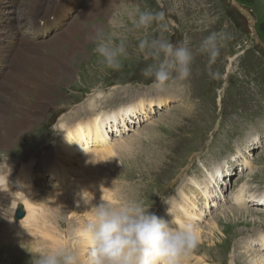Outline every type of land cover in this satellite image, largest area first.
Listing matches in <instances>:
<instances>
[{
  "label": "rangeland",
  "instance_id": "374dc122",
  "mask_svg": "<svg viewBox=\"0 0 264 264\" xmlns=\"http://www.w3.org/2000/svg\"><path fill=\"white\" fill-rule=\"evenodd\" d=\"M88 1L90 0L53 1V4L57 3L55 9L46 15L41 14L39 18L37 15L30 24L38 33L40 27L35 28L33 23L47 18L43 21L42 30H46L48 34V38L45 39L52 41L59 29L69 32L73 24L68 26V21L78 17ZM27 3H30V0H0V26L6 22L5 9L7 22L16 24L9 26L18 34L17 37H14V34L13 40L19 39L16 47H9L0 42V56L3 49L13 58L12 60L18 58L16 52L23 48L22 42L29 36L26 32L32 29L28 20L19 16L22 5ZM107 3L105 17L103 13H98V16L84 22L78 35L71 38V41L81 40V34L89 28L87 25L95 29L75 52L76 59L71 60V73L59 78L53 85L54 89L47 88L43 82L38 81L32 85L29 94L25 96L23 94L28 104L21 105L17 109L18 112L10 113L11 116L25 117L26 111L30 110L29 104L35 101L41 88L50 95L52 106L42 116L43 118L41 117V121L21 131L12 146L0 150V162L5 163L4 165L7 163L8 168L20 164V161L28 163L29 157L26 155L34 151L37 153L35 165L46 169L51 165L50 160L54 157L55 148L61 151L62 156H66L67 143L72 145V140L80 136L83 138L81 140H84L81 144L86 148L82 145L76 147L79 150L77 149V153L74 154L75 162L70 165L75 169L79 165L78 158L84 153H91L94 151L93 148L100 147L88 125L94 123L93 114L107 111L102 112L100 119V128L107 137V140L106 137L104 139L106 143L102 146L104 148L110 146L114 139L124 145L130 143L127 148H123L126 145L118 148L112 164L109 159H104V163L96 162L94 169L87 168L86 178L80 177L78 180L77 171L61 175L66 177V180L70 175L72 183L67 184L66 188L62 186L65 180L61 185L58 184L52 179L54 178L50 175L52 173L49 174L45 170L35 173L38 180L35 177L33 184L44 189L40 195L51 188L72 207L66 208L64 203H56L54 200L43 203V206L49 205L44 216L54 220L56 214L60 223L65 224L62 227L65 239L68 241L71 237L72 244L78 241L77 234L72 232H68L70 234L68 236L64 234L70 221L78 222L73 218L76 217L75 211L79 217L82 215L86 217L87 207L98 203L100 198L119 203L123 198L131 197L142 200L146 206L151 207L150 211L166 220L172 219L168 211L170 210L178 215L181 222L191 224L193 227L200 225L201 243L183 257L186 264H257L258 258L253 256L261 254L264 257V246L260 244L264 241V201L241 202V206L247 207L240 210L246 208L249 210L243 213L245 214L243 216L241 214L234 216L231 210L235 207L237 191L243 185L247 188V190L244 188L246 195L252 192L264 193V0H115L111 7ZM146 10L165 12L164 22L168 24V30L161 32L155 23L146 30L136 29L132 20L140 11ZM50 23L54 24L53 28L48 27ZM98 28H103L117 40L126 39L128 56L122 60V67L119 70L105 67L95 52L93 37ZM1 31L0 28V38ZM211 32L225 33L228 39L215 63L210 67L207 56L197 54L192 64L191 75L182 81L171 80L163 89H158L152 79L142 75V69L153 63V60L146 52H140L138 43L141 39L163 36L173 43L187 40L189 46L195 50L201 40ZM61 42L65 49L73 43ZM41 52L51 59L55 56L51 50L44 49ZM3 61L0 59V64ZM4 67L7 66H0V93L13 73L11 68L7 76L3 77ZM49 70V67L43 70L45 80L48 78ZM210 72L218 75H210ZM164 91H169L168 95H163ZM161 97L163 98L157 101L150 100L149 106L158 102L160 108H156L155 114L150 113L149 118L144 110V113L132 119L128 127L125 120L123 126L116 128L114 135L113 124L105 125L107 117L113 118L126 109L137 107L139 102L148 104L149 102L145 103L148 98ZM165 104L169 105L161 109ZM120 105L121 107L117 108ZM87 112L92 116L77 120L74 125L78 114L85 116ZM69 114L71 116H68ZM70 120L73 126L67 128ZM117 120L119 121L118 118ZM63 122L66 124L65 127H62ZM161 142L164 145H161ZM166 144H170L171 147H166ZM239 147L244 149L239 150ZM246 150H249L251 156H247ZM155 152L159 155H156L152 163L141 160L149 159ZM237 152L242 157L237 156ZM243 158L249 160L251 163L249 167L246 168L248 163L243 164ZM221 163L222 168L221 165H217ZM208 172L210 177L204 180L203 187H199V193L190 199L196 190L192 180H200ZM213 178L217 180L219 187L225 183L228 187L217 193V197L218 194L221 197L218 202L224 206L212 209L210 204H207L210 192L206 188H212L210 180ZM88 179H93L89 185ZM80 182H85L88 187ZM4 186L0 185L3 193L6 189L10 191V186ZM103 186L104 188L109 186V197H98L99 192H102V195L105 193L101 188ZM182 193L185 195H181ZM186 200L191 203V207L186 208L187 211L183 209L187 207ZM3 205L6 208L11 206L13 212L10 218L13 221H16V215L20 210L23 211L24 217L26 216V211L24 212V207L20 203L12 206V200H9L3 201ZM33 205L41 223L44 219L42 208L35 203ZM225 217L228 218L227 221ZM213 222L216 223L215 229ZM3 224L0 226V264H34L36 257L33 254L38 250L32 249L34 246L25 238L20 244L18 238L13 237V232H10L9 236L6 220ZM5 232L7 237L3 236ZM50 246L53 245L50 243ZM57 248H61V245Z\"/></svg>",
  "mask_w": 264,
  "mask_h": 264
},
{
  "label": "bare ground",
  "instance_id": "6f19581e",
  "mask_svg": "<svg viewBox=\"0 0 264 264\" xmlns=\"http://www.w3.org/2000/svg\"><path fill=\"white\" fill-rule=\"evenodd\" d=\"M53 1H57V0H30V3L22 5V7L20 9L19 16L23 17V19L26 18L28 20V23L30 24V22L32 23V21L35 19V17L37 15L39 18L41 16V14L46 15V13H48L49 11L54 10L57 3L53 4ZM106 1H109V3H107ZM105 3H107V5L109 7H111V6H113V3H115V0H90V1H88L87 5L84 7V9L80 13V15H78V17H76L75 19L73 18L74 20L73 21L71 20L72 22L70 20L68 21L69 22L68 26L73 24L70 27L69 32H65V31H62L59 29V31L56 32L55 37H53L51 39L52 41L45 39L48 34H47L46 30H42L44 27L43 21L47 20V18L42 19L40 21L37 20L33 23L35 28L40 27V30L38 33H36L33 30L32 25L30 24L32 29L30 30V32H26L29 36H28V38L24 39V41L22 42L23 48L16 52L17 57H18L16 60H12L13 58H11L7 54V51L2 49V54L0 56V59H2L4 61L0 64V66H3V65L7 66L6 68L4 67L5 71L3 72L4 75H2V76L3 77L7 76V72L9 70H11V68L13 70V73L9 77V82L8 83L6 82L5 85L1 88V93H0V150H2L4 148L6 149V148L12 146L15 143V141H17L18 135L20 134V132L23 130L29 129L35 123H37L38 121H41L40 120L41 117L43 115H45V113L52 106L49 93L44 88H41L40 92H38V94L35 97V101L32 102L31 104H29L30 110L26 111L25 117H17V116H11L10 115L11 112H18L17 109L20 108L21 105L28 104L25 101L24 96L29 94V92H31V89L33 88L32 85H35V84H37L38 81H40V82L44 83L45 87L54 89L53 85L56 83V81L59 80V78L64 77L65 75H68L71 73V68H72L71 67V65H72L71 60H72V58H74V60L76 59L75 58V56H76L75 52L78 51L79 48H81V45L92 35V32L95 29L92 26L87 25V26H89V28L85 29L83 31V33L81 34L82 35L81 40H72L71 41V38L73 36H75L76 34L78 35L79 30H80V28L84 22H86L87 20H89L91 18L98 16V13H103L102 15L105 17V15H106L105 11L107 10V6L105 5ZM4 16H5L6 22L1 23L2 26H0V28L2 30L0 42L4 43V45H8L9 47H16V44L18 43L19 39H18V41H14L13 36L15 34L14 37H17L18 34H16L15 29H12L9 27L12 24H14V25H16V24L14 22L13 23L7 22V11L5 9H4ZM3 24H7V26H5ZM52 26L54 27L53 23L48 24V27H52ZM18 28H19V26H18ZM20 28H21V25H20ZM61 41L63 43L64 42H69L70 44L72 42L73 43L71 44V46L69 45L70 47L68 49H65L60 44ZM44 49L47 51H49V50L53 51L55 53V56L52 59L45 57L43 55V53L41 52ZM26 52H27L28 56H26ZM29 53H33V54H29ZM76 54H78V53H76ZM45 67H49V69H50L48 72L49 74L47 76L48 77L47 80L44 79L46 77V75L43 71V70H45ZM168 92L164 91L163 95H168L167 94ZM23 94H24V96H23ZM162 98L163 97L157 98V99H150V98L147 99L146 98L147 100H145V103L149 102L148 104H143V103L139 102L137 107L135 106L133 108L126 109V110L122 111L119 115L114 116L113 118L107 117L105 125L110 124V126H111L113 124L112 127H113V135H114V134H116V128L123 126V123L125 122V120L127 123L126 126L128 127V125L132 121V119H135L141 113H144L143 112L144 110L146 111L145 113H147L148 118L150 116V113L155 114L157 111L156 108L157 107L160 108L159 104H157L158 103L157 102V103H153V106H149L150 100L157 101V100L162 99ZM164 98L167 99V97H164ZM170 102H171V99H169V104H170ZM169 104L163 105L161 107V109L164 108V106H167ZM9 106H13V107L10 108ZM120 107H121V105L118 106L117 108H120ZM154 109H155V111H154ZM102 112L106 113L107 111H102ZM102 112H98V113L93 114L94 115V119H93L94 123L88 125L91 128V131L94 135V138L97 139V143L100 147H98V148L92 147L93 148L92 150H94V151H92L91 153H84L82 157L78 158L79 165L75 169L73 167H70V165L73 164V162H75L74 154H76L77 151L79 150L76 147L78 145L81 146L82 145L81 141H84V140H81L83 138H81L80 136L78 137V139L74 138L72 140V142H73L72 145L71 144L68 145V143H67V146L65 147V151H68L67 152L68 154L66 156H62L61 151L58 148H55L54 157L52 160H50L51 165L49 166V168H46V169H44L45 167H41V166L38 167L37 165H35L37 163L35 161V156L37 153L34 151H32L26 155L29 157L28 163H24V162L21 163V161H20V164H16V166L14 165L12 168H8L9 165H7V163H6V165H4L5 163L3 164L0 162V185L2 184V186L5 185L4 187H7V186L11 187L9 189L10 191H8L6 189V192H4V193H3V190H0V199H2V200H0L1 201L0 202V226L6 220V223H7L6 229H8V231H9V236L11 234L10 232H13V237L18 238V240L20 241V244L22 243L24 238L27 239L34 246L32 249L38 250L37 253H39L43 250H46V248H48V249L57 248L58 245L59 246L61 245V247H70L71 249H73L75 251V253L78 257L79 264H89V251H90L88 249L89 244H88V240L86 239V237L81 235V232H82L83 225L86 223L87 219L91 215V208L89 206L87 207L86 217L81 214L84 218H82V216L79 217V215H77V213L75 211V214H76L75 216L77 218L76 217H73V218H74V220H76L78 222L70 221V224L67 226L68 229H67L66 233H64V234H66V236H68V235H70V234H68V232H70V233L72 232L74 234H77V237H78V241H76L75 244H72L73 242L71 243V241H70L71 237L68 238V241H67L66 240L67 238L65 239V237L62 233V227L65 224L63 222L60 223V221L58 220V215L55 214L54 220H51L47 216H44L45 210H46V208L49 207V205L45 204L43 206V203L47 202V201L54 200L56 203H59V202L64 203L66 208H70L71 205H68V203L64 199H62L63 197H60L58 195V193L52 191L51 188H50V190H45V193L43 195H40L41 192L44 191V189H42V187L34 185L33 182H34L35 177H36V180H38V176L35 175V173L42 172L43 170H45L46 172H49V174L52 173V174H50L51 176L54 177L52 179H55L58 184L61 185L63 183V180H65V184H63L62 186L66 188L67 184L72 183L70 180V175L67 178V180H66V177L65 178H64V176L61 177V175H65L68 172L77 171V172H79L76 174V178L78 180L80 177L86 178L87 168L91 167V169H94L96 166L94 164L96 162L102 161L104 163V159H109L110 163L111 164L113 163V160L116 159L115 156H116V153H118V148L120 149V147H123L124 144H121V141L119 142L118 140L114 139L112 141L113 143L110 146H108L106 148H104L102 146L103 144L106 143L105 141L107 140L105 133L100 128V126H101L100 119L102 117ZM130 114H131V116H130ZM79 115L80 114H78V118H76L74 120V125H76L77 120H81L82 118H90L92 116V115L88 114V112H87V115H85V116H79ZM68 116H71V114H69ZM117 118L119 119V121L117 120ZM182 118H184V117H182ZM73 119L74 118H72V120ZM110 120H111V122H110ZM70 125L73 126V124L71 123V120L69 121V125L67 128H69ZM180 125H182V124H180ZM65 126H66L65 122H63L62 127H65ZM122 128H124V127H122ZM65 136H70V135H65ZM62 137H63V135L61 136V138ZM105 137H106V140H104ZM60 139H59V141H60ZM87 141H88V139L85 142H87ZM116 142H118V143H116ZM129 144L125 143L126 146L124 145L125 147H123V148H127V145H129ZM151 145H153V144H151ZM161 145H164V143L161 142ZM60 146H61V143H60ZM82 146L84 148H86L85 145H82ZM165 146L169 147L170 144H166ZM238 149L242 150V149H244V147L243 148L239 147ZM123 150L121 149V151H123ZM246 152L248 153L247 156H251V153H249V150H246ZM122 155H124V154H122ZM156 155H159V154H157L155 152V154L153 156H151L149 159H147V158H142V159L140 158V159L142 161L144 160L146 163H152L153 159L156 158ZM119 156H121V155L119 154ZM140 156H141V154H140ZM237 156L242 157L239 152H237ZM247 156L244 154L245 158H247ZM54 159H57V160L55 161ZM121 159H123V158H121ZM247 159L243 158V162H244L243 164L248 163V165H246V168L249 167V165H251V163ZM109 161H108V164H109ZM161 162H162V160H160V163ZM61 163H63V164H61ZM65 163H69V165L67 166ZM106 163H107V161H106ZM217 165H221V168L223 167L222 163L217 164ZM68 167H70V168H68ZM56 168L58 169V171L54 172L53 170ZM113 168H114V166H113ZM241 169H243L242 165H241ZM211 171H212V168L210 169V172ZM9 172H11V174ZM210 172H208V174H205L204 178L202 177V179H200V180H197V179L192 180V181H194L193 187H195L196 190L191 195L190 199H193V197L199 193V187L204 186L203 182L207 177L208 178L210 177ZM44 176L45 175H43V177ZM100 178H101V176H100ZM45 180H44V182H45ZM92 180L93 179H90V180L88 179L87 184L89 185ZM224 180H225V178H224ZM216 181L217 180H215L214 178L211 179L210 183H211L212 188H209V187L206 188L207 191L209 190V192H210L209 199L207 200V204H210L212 209L215 207H223L224 206L221 204V202L220 203L218 202V200L219 201L221 200V197L219 196V194L217 197V193L223 192L228 187V185L226 183L222 187L221 186L219 187V184L216 183ZM7 183H8V185H7ZM80 183L84 184V185H86V187H88L85 182L84 183L80 182ZM49 187H51V186H49ZM108 187H105V188H104V186L101 187V188H103L102 190H104L105 193H104V195H102L101 194L102 192H99L100 195H98V197L99 196L104 197V198L109 197L110 195H109ZM244 188L247 190V188L243 185L242 187H240L238 189L237 195L235 196V200H234L235 203L234 204H235V207H238V208L234 207L231 210L233 212L234 216H238L239 214H241V216H243V215H245L243 213L249 212V210L247 211L248 208L240 210V208H242V207H247V206H241V202L246 201L247 203H249V202H253V201L264 200V193L263 194H261V193L253 194V192H252V193H249L248 195H246L244 193V191H245ZM93 192L95 193V191H93ZM78 194H79V192H78ZM96 194H98V193H96ZM111 195H113V194H111ZM181 195H185V194L182 193ZM94 196L95 195H93V198H94ZM223 198L225 199V195ZM9 200H12V206H16L17 203H20V205L22 204L24 207V212L26 211V216L25 217L23 216L19 219H15L16 221H13L12 218H10V215L13 212L11 206L6 208V206H5L6 204L3 205V201L8 202ZM33 203H35L36 205H39L40 206L39 208H42L44 219H42L41 223H39L41 220H38V217H37L38 214L36 216V209H35ZM185 203H187V207L183 208L184 210H186V208L191 207V203L188 202V200H186ZM59 209H61V207H59ZM239 211L241 213H239ZM7 214L9 217L7 216ZM175 216L177 219L181 220L180 218L177 217L178 215H175ZM225 219H226V221L228 220L227 217H225ZM71 224H73V226ZM212 225L215 229L216 223L213 222ZM193 228L195 229V231L199 237V243H201L200 242L201 241L200 225H196ZM3 236L7 237V232H5L3 234ZM48 242H50L53 246L51 247L50 243L47 244ZM260 244L262 246H264V241H262ZM263 249H264V247H263ZM255 256H256V258H258L256 260L257 264H264V257L261 254L254 255L253 257H255ZM183 263L186 264L187 262L184 261V258L182 257L181 258V264H183Z\"/></svg>",
  "mask_w": 264,
  "mask_h": 264
},
{
  "label": "clouds",
  "instance_id": "9594fccd",
  "mask_svg": "<svg viewBox=\"0 0 264 264\" xmlns=\"http://www.w3.org/2000/svg\"><path fill=\"white\" fill-rule=\"evenodd\" d=\"M165 12L140 11L132 20L136 29H148L153 23L161 32L168 30ZM227 35L211 32L193 50L187 40L176 43L163 36L141 39L140 52L153 60L142 69L145 78L152 79L158 89L171 80H185L191 75L197 54L206 55L209 67L215 63ZM95 52L103 65L112 70L122 67L128 56L125 38H113L103 28L93 37ZM210 75H218L210 72ZM91 215L83 225L81 235L89 244V264H181V258L194 250L199 237L191 224L181 222L170 210L171 220L150 211L142 200L123 198L119 203L100 199L89 205ZM35 255L34 264H79L70 247L51 248Z\"/></svg>",
  "mask_w": 264,
  "mask_h": 264
},
{
  "label": "water",
  "instance_id": "95a60500",
  "mask_svg": "<svg viewBox=\"0 0 264 264\" xmlns=\"http://www.w3.org/2000/svg\"><path fill=\"white\" fill-rule=\"evenodd\" d=\"M237 8H239V6L237 5V4H234ZM24 216V213H23V211L22 210H20L19 212H18V214L16 215V219H19V218H21V217H23Z\"/></svg>",
  "mask_w": 264,
  "mask_h": 264
}]
</instances>
